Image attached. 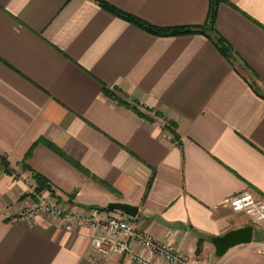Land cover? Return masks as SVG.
Segmentation results:
<instances>
[{
	"label": "crops",
	"instance_id": "obj_1",
	"mask_svg": "<svg viewBox=\"0 0 264 264\" xmlns=\"http://www.w3.org/2000/svg\"><path fill=\"white\" fill-rule=\"evenodd\" d=\"M102 2L206 32L156 34ZM212 6L0 0V264H135L94 252L91 230L68 229L63 216L18 217L46 192L66 211L128 218L195 264H264V221L227 202L264 197V0H219L213 29ZM24 163L53 190L36 193ZM113 201L139 210L127 215ZM250 223L251 243L216 255L213 236Z\"/></svg>",
	"mask_w": 264,
	"mask_h": 264
},
{
	"label": "built area",
	"instance_id": "obj_2",
	"mask_svg": "<svg viewBox=\"0 0 264 264\" xmlns=\"http://www.w3.org/2000/svg\"><path fill=\"white\" fill-rule=\"evenodd\" d=\"M227 202L234 210L247 213L252 222L264 221V197L243 192L231 196ZM41 212L50 216H63L68 229H72L74 225L89 228L90 247L101 255L116 253L128 256L135 264H162L139 252L137 246L142 245L164 263L195 264L191 256L180 251L175 244L158 240L150 232L137 228L128 218L116 215L97 218L94 215L66 211L58 199L49 192L33 198L20 211L18 217L33 218ZM258 248L264 252V243H258Z\"/></svg>",
	"mask_w": 264,
	"mask_h": 264
},
{
	"label": "trees",
	"instance_id": "obj_3",
	"mask_svg": "<svg viewBox=\"0 0 264 264\" xmlns=\"http://www.w3.org/2000/svg\"><path fill=\"white\" fill-rule=\"evenodd\" d=\"M213 1V6L211 8V12H210V16H209V24L210 26L213 28H215V18H216V14H217V0H212ZM102 5L105 6L106 8H108L109 10L115 12L116 14H119L125 18H127L128 20H130L131 22L139 25L140 27L151 31L153 33L156 34H162V35H170V34H183V33H197V32H206V28H204L203 26H175V27H159L156 25H153L137 16H133L130 14H127L123 11H121L120 9L116 8L115 6L102 2ZM106 93L108 95H113L114 93L109 91L108 88L105 89ZM47 144L50 145V147H52L55 151L60 152L59 148H57L53 143L51 142H47ZM8 165V161L6 159L5 156L0 155V168H3L4 170H8L6 169ZM23 167L33 170V168L31 166H29L27 163L23 164ZM34 173V178L37 182V186H36V193L44 191V190H53L52 188V182H50V180L43 174H41L40 172L33 170ZM35 195V194H34Z\"/></svg>",
	"mask_w": 264,
	"mask_h": 264
},
{
	"label": "water",
	"instance_id": "obj_4",
	"mask_svg": "<svg viewBox=\"0 0 264 264\" xmlns=\"http://www.w3.org/2000/svg\"><path fill=\"white\" fill-rule=\"evenodd\" d=\"M108 207L119 210L127 215L135 216L139 207L129 203L113 201L108 203ZM255 227L252 223L238 228L228 230L222 235L212 237V242L216 247V255L223 256L230 248L239 244H248L254 240Z\"/></svg>",
	"mask_w": 264,
	"mask_h": 264
}]
</instances>
